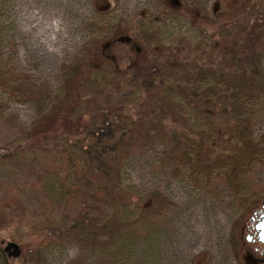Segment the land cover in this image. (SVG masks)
I'll list each match as a JSON object with an SVG mask.
<instances>
[{
    "label": "rangeland",
    "instance_id": "rangeland-1",
    "mask_svg": "<svg viewBox=\"0 0 264 264\" xmlns=\"http://www.w3.org/2000/svg\"><path fill=\"white\" fill-rule=\"evenodd\" d=\"M161 2L0 0V78L5 72L15 73L17 78H23L30 86H44L55 91L63 83L64 70L71 71L72 61L76 58L84 61L85 54L90 53L92 55L86 60V67L70 79L66 78L72 86L70 102L80 104L79 110L84 119L92 122L94 113L95 118L100 117L106 108L112 109L111 103L123 95L129 96V99L131 96L136 98V101L123 103V109L118 110L126 119L122 128L117 130L115 139L124 141L129 150L136 153L131 155L134 159L128 162L124 171L123 190L134 201L141 200L144 207L151 206L149 209L155 211L149 221L153 225L150 224L142 233V236L147 232L148 235L140 253L135 254L137 264H264V246L256 241L253 228L264 214V164H257L250 174V184L258 194V199L250 204L233 197L219 180L214 179L212 183L197 180L191 174L190 163L183 168H175L166 156L168 145L156 139L162 129L158 128V111H154L156 99L146 90L148 72L144 76L126 72L134 60V52L124 44L107 50L115 57L116 70L125 72L121 75L123 77L114 76L110 66L103 70L102 61L92 58L95 56L92 43L108 36V31L117 21L126 22L121 28L125 30L128 25L136 36V22L146 17L147 12L154 14ZM172 2L167 0L165 3L171 10L176 9ZM195 2L205 8L199 5V9L208 14L207 18L204 16L207 22L210 19V24L214 23L216 31L212 32L219 35L212 33L210 41H205L189 19L183 17L167 26L163 38L170 34L194 42L201 41L202 44L208 42V46L220 55L219 59L222 56L227 59V55L221 51L225 45L217 40L238 31L227 24L226 31L221 34L224 21L231 19L232 26L241 29L245 13L257 6L256 9H259H255V18L261 19L260 15L264 12V0H248L247 7L243 6L245 0ZM204 18L201 26H204ZM255 18L249 19L253 25L257 23ZM207 22L205 28L209 26ZM255 31L262 32L264 39V20L258 22ZM156 57L149 51L146 64ZM262 66L264 70V61ZM94 70H103L106 74H99L95 87H91L89 77ZM86 71L91 74H86ZM142 71L144 69L136 70ZM25 100L19 103L0 90V241L13 249L10 264H110L99 256L95 238L88 236L86 240V233H67L69 218L77 201H49L38 185V174L44 164L64 158L60 148L55 147L59 139L54 143L49 140L48 147L44 149L26 147L13 156L4 155L7 152L4 149L21 146L22 140L31 139L29 135L56 125L51 123V116L38 119L34 106L28 99ZM150 124L156 125L157 131L144 130ZM83 125L79 124L68 132H81L85 129ZM162 126L167 125L163 123ZM181 132L178 129L182 136ZM185 136L193 143L196 140L195 132H186ZM255 136L264 138V114L255 126ZM33 142L38 144L35 138ZM215 150L218 151V148ZM207 158L209 154L203 153L201 161ZM138 215L139 211L125 219L132 222L139 218ZM248 237L250 240H247Z\"/></svg>",
    "mask_w": 264,
    "mask_h": 264
},
{
    "label": "trees",
    "instance_id": "trees-1",
    "mask_svg": "<svg viewBox=\"0 0 264 264\" xmlns=\"http://www.w3.org/2000/svg\"><path fill=\"white\" fill-rule=\"evenodd\" d=\"M166 2L162 0L154 14L147 12L146 17L136 22V36L128 25L125 30L121 28L126 22L117 21L108 31V36L92 43V52L95 53L92 58L102 61V69L110 66L114 76L123 77L121 75L125 72L116 70L115 57L107 50L119 44L129 47L135 57L126 72L143 76L148 72L149 78H145L147 94L157 102L154 111H158V128L166 131H158L156 139L168 145L166 156L169 164L183 168L190 163L191 174L197 180H208L209 183L219 180L233 197L250 204L258 199V194L252 189L253 184H250V174L257 164H264V138L255 136V126L264 114V39L263 33L256 32L255 28L260 20H264V12L260 15L261 19L255 18V11L259 9H256L257 6L245 13L247 18L244 17L241 29L232 26L231 19L224 21L221 34L226 31L227 24L238 31L217 40L225 45L221 51L227 55V59L223 56L219 59L220 55L208 46V42L202 44L201 41L194 42L170 34L163 38L167 26L183 17L189 19L205 41H210L215 30L214 23L210 24L211 20L208 23L205 19L208 17L203 10L205 8L195 0H173L176 9L172 10ZM199 5L203 9H199ZM247 5L248 0H245L243 6ZM203 18L209 24L207 28L205 21L201 26ZM250 18H255L257 23L253 25ZM214 34L219 35L217 32ZM149 51L157 57L147 65ZM91 55L85 54L84 61L73 60L71 71L64 70L62 82L85 68ZM142 69L144 71L136 72ZM103 70H94L93 75L96 76L89 77L91 87H95L99 74H106ZM86 74L91 73L86 71ZM24 81L15 73L5 72L0 78V90L19 103L28 99L38 119L51 116V123L56 125L36 135L34 133V137L29 135L31 139L22 140L21 146L4 149L7 151L4 155L13 156L26 147L44 149L48 147L49 140L54 143L59 139L60 146L55 144V147L60 148L64 158L44 164L37 182L49 201H77L69 218L67 233H86V240L88 236L95 238L99 256L110 264H137L135 254L140 253L148 235V232L145 236L142 233L150 224L153 225L149 221L155 211L149 209L151 206L144 207L141 200L134 201L123 190L124 171L128 162L134 159L131 155L136 153L130 151L124 141L115 139L117 130L122 128L126 119L118 110L123 109V103L136 101V98L131 96L129 99V96L123 95L116 102L109 101L112 109L102 110L104 113L98 118L94 113L91 122L83 118L80 104H71L72 86L68 80L55 91L44 86H30ZM82 123L85 129L81 132H68ZM163 123L167 126H162ZM146 128L157 131V126L153 124L147 125L144 130ZM178 129L182 131V136ZM186 132H195L194 143L185 136ZM33 138L38 144L34 145ZM184 144L188 146L184 147ZM203 153L209 154V158L201 161ZM215 171L218 174H214ZM138 211L140 216L136 220L128 222L125 219ZM8 246L0 241V264H10L13 249H7Z\"/></svg>",
    "mask_w": 264,
    "mask_h": 264
},
{
    "label": "water",
    "instance_id": "water-1",
    "mask_svg": "<svg viewBox=\"0 0 264 264\" xmlns=\"http://www.w3.org/2000/svg\"><path fill=\"white\" fill-rule=\"evenodd\" d=\"M255 230L257 231V238L259 242L264 244V215H262L261 219L256 223ZM10 246H8L7 249H9Z\"/></svg>",
    "mask_w": 264,
    "mask_h": 264
},
{
    "label": "flooded vegetation",
    "instance_id": "flooded-vegetation-1",
    "mask_svg": "<svg viewBox=\"0 0 264 264\" xmlns=\"http://www.w3.org/2000/svg\"><path fill=\"white\" fill-rule=\"evenodd\" d=\"M253 228H254V227H253ZM254 231H255V234H256V230H255V228H254ZM247 240H250V238L248 237Z\"/></svg>",
    "mask_w": 264,
    "mask_h": 264
}]
</instances>
